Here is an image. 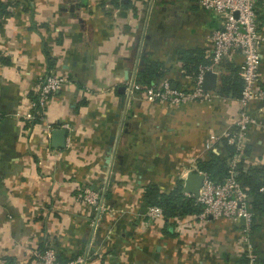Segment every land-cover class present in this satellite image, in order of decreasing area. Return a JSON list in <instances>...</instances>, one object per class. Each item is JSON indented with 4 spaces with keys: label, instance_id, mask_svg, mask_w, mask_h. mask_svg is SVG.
Masks as SVG:
<instances>
[{
    "label": "crops",
    "instance_id": "0c3cea01",
    "mask_svg": "<svg viewBox=\"0 0 264 264\" xmlns=\"http://www.w3.org/2000/svg\"><path fill=\"white\" fill-rule=\"evenodd\" d=\"M1 2V264H34L33 252L45 242L61 262L88 254L82 264H243L252 249L264 264V211L251 202L249 224L198 212L147 225L143 215L148 183L170 191L189 171L200 173L197 162L208 151L236 172L264 170L263 101L249 105L257 122L244 148L226 138L241 106L238 96L220 87L238 75L239 53L214 67L216 87L206 100L153 102L139 81L146 61H154L163 71L159 78L173 88H191L193 75L181 52L200 57L196 71L207 64L219 15L198 0ZM256 13L264 32V2ZM262 57L264 82V45ZM46 71L67 83L50 96L42 115L32 106L33 85ZM132 82L142 87L131 93ZM54 130L65 131L62 146L52 144ZM77 186L98 191L109 207L91 246L92 212L76 200ZM107 229L111 237L103 241Z\"/></svg>",
    "mask_w": 264,
    "mask_h": 264
},
{
    "label": "built area",
    "instance_id": "2783aa9c",
    "mask_svg": "<svg viewBox=\"0 0 264 264\" xmlns=\"http://www.w3.org/2000/svg\"><path fill=\"white\" fill-rule=\"evenodd\" d=\"M260 2L264 0H198L203 10L221 17L220 26L210 33L212 46L210 61L198 67L193 75L191 88H173L165 78H158L150 85L144 86V93L148 100L164 102L172 106L184 105L194 100L209 99L210 91L202 87L204 72L213 70L223 59L230 57L234 52L239 53L242 59L238 72L241 80L238 95L241 109L226 132L227 142L234 144L237 150L244 148L249 129L257 122V117L250 113L249 105L255 101L264 102V82L260 78L264 32L259 30L256 13ZM66 81V77L61 75L39 74L36 78V95L32 100V106L40 110L44 109L50 96L60 90ZM141 87V84L132 82L129 91L133 93ZM1 118L0 112V120ZM200 173L204 175V179L198 195L193 196L188 192H183L188 197H194L195 202L202 206L198 216L232 220L243 218L249 224L253 215L249 208V198L252 196L249 195L247 187L236 178L237 172L229 169L221 182L214 181L204 172L200 171ZM76 190V200L88 205L92 210L89 242L91 246L97 240L102 214L109 211V207L104 203L99 192L82 186H77ZM143 215L147 225H152L157 219L164 217L162 208L157 205L145 206ZM177 225L180 228L183 227L180 222ZM111 233L112 230L107 229L102 240H108ZM33 255L34 264H82L89 256L78 254L66 262H61L50 242H45L41 249L34 250ZM257 259V253L249 249L244 253L243 264H258Z\"/></svg>",
    "mask_w": 264,
    "mask_h": 264
},
{
    "label": "trees",
    "instance_id": "16d2710c",
    "mask_svg": "<svg viewBox=\"0 0 264 264\" xmlns=\"http://www.w3.org/2000/svg\"><path fill=\"white\" fill-rule=\"evenodd\" d=\"M6 11V6L0 0V14ZM184 62V68L187 73L194 75L197 65L200 63V57L191 51L181 52ZM3 59L0 57V60ZM193 72V73H191ZM163 74L161 66L154 61H146V66L140 72L139 81L144 86L150 85ZM241 89V80L235 74L234 79L227 85L220 87L222 93H232L238 96ZM226 141V140H225ZM233 145V144H232ZM231 144H226V148L233 151ZM197 170L204 172L207 176L216 182H221L228 174L229 168L224 158L218 153L208 151L204 159L197 162ZM236 178L240 183L247 187L248 193L252 196L251 205L264 211V170L262 167H251L245 172L238 170ZM250 204V203H249ZM143 205H157L163 210L165 220H172L176 216L184 214L198 213L202 206L195 202L194 197H188L183 193L181 182L178 180L175 187L170 191L164 192L155 183H148L143 195Z\"/></svg>",
    "mask_w": 264,
    "mask_h": 264
},
{
    "label": "water",
    "instance_id": "95a60500",
    "mask_svg": "<svg viewBox=\"0 0 264 264\" xmlns=\"http://www.w3.org/2000/svg\"><path fill=\"white\" fill-rule=\"evenodd\" d=\"M216 78L217 74L213 70H206L203 75V83L202 87L206 90H214L216 87ZM173 87H175L173 85ZM64 130H54L52 132V144L54 146H62L64 143ZM204 179V175L196 172V171H189L182 184L183 192H188L193 196H197L199 189L202 185ZM252 200V197L249 198V201Z\"/></svg>",
    "mask_w": 264,
    "mask_h": 264
},
{
    "label": "rangeland",
    "instance_id": "374dc122",
    "mask_svg": "<svg viewBox=\"0 0 264 264\" xmlns=\"http://www.w3.org/2000/svg\"><path fill=\"white\" fill-rule=\"evenodd\" d=\"M45 74H49L50 72H48V71H46V72H44ZM35 83H36V79H35V82H34V85H33V88L35 89ZM65 83H67V81L66 82H64V84ZM63 84V85H64ZM33 89V90H34ZM34 94H35V91H34ZM154 102V101H153ZM157 102H159V101H157ZM162 104H164V102H161ZM34 111L37 113V110L36 109H34ZM43 111H44V109H42V110H39V114H42L43 115ZM38 114V113H37ZM192 164V163H191ZM190 164V165H191ZM190 167V166H189ZM178 180V179H177ZM179 181L181 182V185L183 184V180L182 179H179ZM82 187H89V186H82ZM89 188H91V187H89ZM92 190H94L93 188H91ZM96 191V190H95ZM98 192V191H97ZM100 194V193H99ZM90 211H92L91 209H90ZM41 249V248H40Z\"/></svg>",
    "mask_w": 264,
    "mask_h": 264
}]
</instances>
